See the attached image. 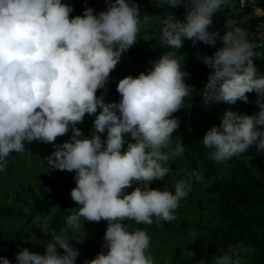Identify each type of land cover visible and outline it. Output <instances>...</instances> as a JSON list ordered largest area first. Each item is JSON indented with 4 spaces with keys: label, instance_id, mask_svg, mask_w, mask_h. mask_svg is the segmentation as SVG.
Listing matches in <instances>:
<instances>
[{
    "label": "clouds",
    "instance_id": "1",
    "mask_svg": "<svg viewBox=\"0 0 264 264\" xmlns=\"http://www.w3.org/2000/svg\"><path fill=\"white\" fill-rule=\"evenodd\" d=\"M106 4L99 13L86 7L82 15L71 16L73 7L63 0H0V172L6 171L11 153H25L24 141L53 144L54 151L44 158L46 171L75 173L70 196L79 207L65 218L67 229L80 232L85 220L108 223L102 245L106 252L84 264H155L147 231L128 221L157 227L174 221L193 182H204L193 170L173 182L174 193L149 187L154 180L164 181L173 171L169 162L186 150L179 136L173 141L180 125L173 114L194 88L185 82L190 73L178 50L185 39L193 46L222 42L211 56H197L211 70L200 94L205 104L247 103V93L257 94V113L225 110L220 126H212L202 138L211 159L225 166L253 146L264 151V75L258 76L253 64L257 45L243 27L247 15L227 19L223 35L209 30L218 12L235 13L236 0H156L161 7L183 5V20L170 12L142 15L130 0ZM154 22L159 44L168 50L150 61L147 73L119 79V102H106L110 74L142 29L143 39H151L147 29ZM86 114L95 117L90 137L77 127ZM69 132V141L55 143ZM127 134L135 142L122 151ZM134 181H142L143 187L126 194ZM190 236L196 238L194 232ZM50 238L43 255L25 248L16 254L17 264H76L79 252L64 233L53 232ZM187 255L191 261L195 254ZM0 264L10 261L0 257ZM210 264L245 262L238 253L225 251Z\"/></svg>",
    "mask_w": 264,
    "mask_h": 264
},
{
    "label": "trees",
    "instance_id": "2",
    "mask_svg": "<svg viewBox=\"0 0 264 264\" xmlns=\"http://www.w3.org/2000/svg\"><path fill=\"white\" fill-rule=\"evenodd\" d=\"M73 7L71 16L82 15L86 7H92L95 13L106 10V0H63ZM134 2L140 13L148 14L149 10L147 7V0H130V3ZM259 6L264 9V0L258 2ZM235 13L232 10L225 9L223 12H218L213 17V24L210 27V31H218L223 35L225 29L224 24L229 18L239 19L244 15L249 17V20L243 27L247 28L249 32V39L255 40L254 43L257 45L255 52L257 55L253 57V64L257 70V75H264V38L260 39L257 37L259 22L264 21V14H258L254 12L255 6H252L249 0H243V6L241 1L236 0ZM185 8L183 5L179 7L165 6L161 7L156 4L154 0V8L152 13L163 17L166 12L172 13L177 19L183 20L185 15ZM148 35L151 37L150 40H144V30L142 29L141 34L137 37V42L126 52L122 54L121 60L116 66L115 70L110 74V80L106 85L107 92L105 94L106 102H119L120 95L116 91V86L119 79L132 75L133 77L138 76L141 72L147 73L153 67L150 61L157 60L165 52V48L161 47L157 37L153 35V28L147 29ZM222 42L217 40L215 47L206 45L202 42H197L193 46L191 40L185 39L182 47L178 50L181 53H199L203 52L204 55L211 56L218 48L222 47ZM190 62L188 61V64ZM191 71L193 73L202 75L203 73H210V69L199 60H195L192 65ZM192 75L186 78V83L193 87L191 96L186 98L185 106L173 114L174 118L179 119L180 125L176 133L181 134V140L186 150L182 156L187 162V166L193 170H200L205 177L212 178L211 189L216 191L218 196L216 197V206L219 213L227 218L230 226L233 229L232 236L237 242L242 243L245 246H249L256 250V254L253 257V264H264V192L262 197L250 196L249 200L240 196L237 199H232L231 192L228 188L216 177L219 169V163L213 161L209 155V149L203 147L201 139L197 140V136L201 133H206L212 126L219 127L221 119L216 116L210 108L205 106L202 101L201 89L204 85H198L192 83ZM104 90H99L97 95H100ZM256 94L255 92L247 93L248 102L237 101L234 105L222 103L227 110H232L240 114L253 115L258 112V107L255 102H250L249 98ZM86 123L77 125L85 137H90L93 132V121L94 116L87 115ZM192 127L191 130H187V124ZM192 133L194 135H192ZM102 139H106V132L100 134ZM71 132L61 136V138H67L69 141ZM134 143L131 139L130 134L125 136V141ZM25 146L29 142L24 141ZM126 147L122 151H126ZM251 153V151H250ZM256 161L255 166L264 168V163H259V155L254 153L253 157ZM19 154L13 152L7 158L8 165L4 172H0V181L6 176L11 177L15 171L19 168ZM235 166L236 174L242 179L253 182L254 177L250 166L247 161L243 158L232 159ZM74 172L58 171L53 170L50 174L44 175V183H37L35 186H25L26 189L31 191L33 203L30 204V212L41 213L44 210L54 208L53 213L48 223V235L49 237L53 232H57L61 227L66 226L65 218L71 214L72 208L78 206V204L72 200L70 196L71 190L76 186L74 181ZM55 176V177H54ZM57 178L65 182L64 189L61 188ZM50 188H47V185ZM136 187H143V184H132V187L126 188L124 191L126 194H130ZM150 188L154 187L153 182L149 185ZM264 187V185H262ZM0 214L7 216H18L24 214L21 209H14L11 206H0ZM101 225H108L107 221L102 220ZM27 224L24 222L15 230H6L0 227V255L9 259L10 264H17L15 259L18 244H25L22 236V232L26 229ZM70 238L75 241V233L70 231ZM51 239V238H50ZM60 254H64L63 249H58ZM158 264H162L159 262ZM169 264H174L170 262Z\"/></svg>",
    "mask_w": 264,
    "mask_h": 264
},
{
    "label": "rangeland",
    "instance_id": "3",
    "mask_svg": "<svg viewBox=\"0 0 264 264\" xmlns=\"http://www.w3.org/2000/svg\"><path fill=\"white\" fill-rule=\"evenodd\" d=\"M241 1V0H240ZM260 0H249L252 6H255L254 12L264 14V9L258 4ZM147 7L150 16L154 15L152 10L154 8V0H147ZM153 35L159 41V25L153 23ZM257 37L264 38V21L259 22ZM255 41V40H251ZM168 49H165L167 51ZM179 52V51H178ZM178 55L182 58V67L192 75V83L204 85L207 82L208 72L202 75L193 73L191 71L197 56H203V52L191 54L181 53ZM255 57V56H254ZM188 61L190 62L188 64ZM201 61V60H199ZM202 62V61H201ZM257 94H253L249 98L250 102L257 100ZM205 106L210 108L212 112L222 120L225 110H227L222 103L205 104L203 99L201 101ZM87 116H85L83 123H86ZM187 130L192 127L188 123ZM206 133H201L197 136V140L201 139ZM192 135H194L192 133ZM181 134L174 133L175 137ZM68 141L67 138L58 137L56 144H63ZM126 141L123 148L126 147ZM54 151L53 144L33 141L25 146V153L19 154V168L11 177L6 176L0 181V206H11L14 209H21L24 214L7 216L0 214V227L6 230H15L21 224L26 222L27 227L23 230L22 236L25 244H18V252L27 248L30 252L41 254L45 253V245L50 242L48 235V223L53 213L54 208L44 210L41 213L30 212V204L33 203L31 191L25 186H32L36 188L37 183H44V175L50 174L51 171H46L45 157L52 154ZM251 151V153H250ZM254 153L259 155L260 160L264 163V151L257 152L256 147H251L248 152L242 154L241 157L247 161L253 173L254 181L248 182L239 177L235 172L233 160H229L225 164L219 163V169L216 177L228 188L231 192L232 199H237L240 196L246 197L248 200L250 196L262 197L264 192V168L255 166L256 161L253 158ZM261 164V163H260ZM169 167L173 170L164 181L154 180V187L152 189L160 188L161 190H170L174 193V181L186 178L185 172L193 171L187 166V162L183 157L176 158L174 162H169ZM196 171H200L196 169ZM201 173V172H200ZM202 174V173H201ZM203 175V174H202ZM204 176V175H203ZM55 177V176H54ZM62 189L65 187V182L57 178ZM143 184L142 181H134L133 184ZM212 178L204 176L203 183L193 182V190L189 195L181 200L180 207L176 212V219L171 222H162V226L157 227L155 223L152 225L135 224L133 221H128L132 228H140L146 230L150 236L149 251L154 257L155 264L161 262L162 264H199V261L204 260L210 264L214 255H220L225 251L238 253L245 264H253V257L256 250L249 246H245L237 242L232 236L233 229L229 224L227 218L222 216L216 206L217 192L211 189ZM50 188L49 184H46ZM78 206L72 208V211ZM100 222L84 221L82 231L76 232L72 229H67L66 226L60 228L58 233L63 232L65 238L70 240V245L79 252L76 264H84L85 260L95 258L98 253L106 252L102 248L104 243L103 237L108 225H101ZM70 231L75 233V242L70 238ZM194 232L196 238L192 240L190 233ZM1 250V248H0ZM188 252H193L195 255L191 261L187 255ZM2 257V255H0Z\"/></svg>",
    "mask_w": 264,
    "mask_h": 264
}]
</instances>
